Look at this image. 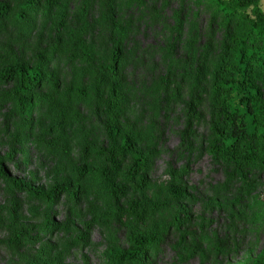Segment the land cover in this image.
Here are the masks:
<instances>
[{
	"label": "rangeland",
	"instance_id": "1",
	"mask_svg": "<svg viewBox=\"0 0 264 264\" xmlns=\"http://www.w3.org/2000/svg\"><path fill=\"white\" fill-rule=\"evenodd\" d=\"M29 1L0 0V71L39 66L48 81L23 94L15 78L0 80V159L11 178L58 191L36 199L0 178V264H113L106 251L129 248L123 222L154 235L145 264H249L264 246V168L242 178L209 152L211 84L228 45L209 0ZM114 24L120 133L147 155L145 200L129 164L103 174L99 152ZM172 172L189 197L162 205Z\"/></svg>",
	"mask_w": 264,
	"mask_h": 264
},
{
	"label": "trees",
	"instance_id": "2",
	"mask_svg": "<svg viewBox=\"0 0 264 264\" xmlns=\"http://www.w3.org/2000/svg\"><path fill=\"white\" fill-rule=\"evenodd\" d=\"M261 0H209L208 4L214 14L209 19L213 25L217 21L223 25L228 45L223 48V57L219 61L211 84L212 106L217 116L214 128L215 141L209 152L221 161L231 164L236 173L245 178L257 168H264V13L259 3ZM39 0H30L29 7H35ZM1 8V7H0ZM121 29L114 24L109 33V40L114 46L113 63L108 75L106 100L102 102V115L105 123L107 144L99 149L100 156L109 166L110 172L103 174L117 175L129 164L126 173L129 185L137 190L142 199H146L147 155L138 150L132 131L120 133L122 95L120 93L119 67L123 63L120 55ZM191 72V67H189ZM15 78L19 91L31 92L41 79L48 77L40 74V68L27 67L20 63L0 71V80ZM28 98H18L17 105L24 108ZM198 107V103L194 109ZM87 173L96 170L86 166ZM173 183L166 190V197L161 202L189 197L184 187L176 182L179 173L172 172ZM111 176L110 178H112ZM0 178L12 187L22 189L29 197L53 200L56 191H45L41 187L30 186L18 179L11 178L0 159ZM109 178V176H108ZM111 191L122 195L118 184L107 182ZM137 203H132L134 208ZM264 208V203H262ZM143 211L135 213V219L142 220ZM52 222H49V226ZM128 231L126 252L106 251L113 264H145L146 249L153 242L152 232H141L132 222H123ZM249 264H264V246Z\"/></svg>",
	"mask_w": 264,
	"mask_h": 264
},
{
	"label": "crops",
	"instance_id": "3",
	"mask_svg": "<svg viewBox=\"0 0 264 264\" xmlns=\"http://www.w3.org/2000/svg\"><path fill=\"white\" fill-rule=\"evenodd\" d=\"M259 6H260L262 12L264 13V0L260 1Z\"/></svg>",
	"mask_w": 264,
	"mask_h": 264
}]
</instances>
